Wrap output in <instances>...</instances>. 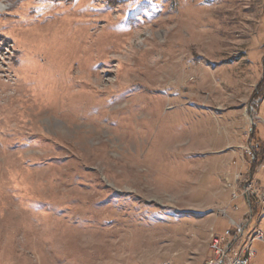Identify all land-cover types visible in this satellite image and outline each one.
I'll list each match as a JSON object with an SVG mask.
<instances>
[{"label":"rangeland","instance_id":"374dc122","mask_svg":"<svg viewBox=\"0 0 264 264\" xmlns=\"http://www.w3.org/2000/svg\"><path fill=\"white\" fill-rule=\"evenodd\" d=\"M263 147L264 0H0V264H202Z\"/></svg>","mask_w":264,"mask_h":264},{"label":"built area","instance_id":"2783aa9c","mask_svg":"<svg viewBox=\"0 0 264 264\" xmlns=\"http://www.w3.org/2000/svg\"><path fill=\"white\" fill-rule=\"evenodd\" d=\"M246 153L252 156L250 148L246 150ZM229 182L230 185H237V194H231L232 202L245 201L247 210L243 220L233 225L232 229L213 233V241L210 243L211 257L203 264H253L256 257L253 245L260 243L264 246V226L253 228L249 233L247 231L254 217L253 210L256 213L264 210V186L240 172L234 174ZM232 210L239 212L240 208L235 204Z\"/></svg>","mask_w":264,"mask_h":264},{"label":"bare ground","instance_id":"6f19581e","mask_svg":"<svg viewBox=\"0 0 264 264\" xmlns=\"http://www.w3.org/2000/svg\"><path fill=\"white\" fill-rule=\"evenodd\" d=\"M232 194H237V188L234 189V192H233ZM257 214H258V213H257ZM259 215L264 216V210H261V212H259ZM251 223H252V221H251ZM257 228H263V227L260 226V227H257ZM212 241H213V233L211 234L210 242H209V245H208L209 250H210V243H212ZM202 264H203V263H202Z\"/></svg>","mask_w":264,"mask_h":264}]
</instances>
